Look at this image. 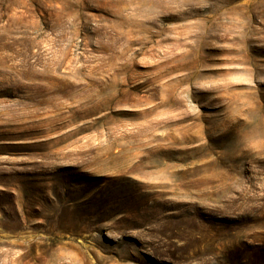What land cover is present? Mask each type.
<instances>
[{"label":"rangeland","instance_id":"1","mask_svg":"<svg viewBox=\"0 0 264 264\" xmlns=\"http://www.w3.org/2000/svg\"><path fill=\"white\" fill-rule=\"evenodd\" d=\"M0 264H264V0H0Z\"/></svg>","mask_w":264,"mask_h":264}]
</instances>
